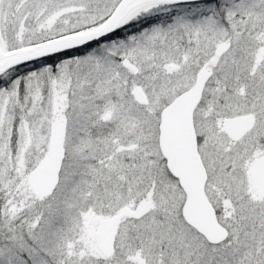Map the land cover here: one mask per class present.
Returning a JSON list of instances; mask_svg holds the SVG:
<instances>
[{
    "label": "snow or ice",
    "instance_id": "6c2138e0",
    "mask_svg": "<svg viewBox=\"0 0 264 264\" xmlns=\"http://www.w3.org/2000/svg\"><path fill=\"white\" fill-rule=\"evenodd\" d=\"M0 264H264V0H0Z\"/></svg>",
    "mask_w": 264,
    "mask_h": 264
}]
</instances>
